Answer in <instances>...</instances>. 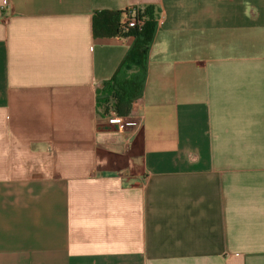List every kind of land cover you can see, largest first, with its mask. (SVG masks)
I'll return each instance as SVG.
<instances>
[{
    "label": "crops",
    "instance_id": "1",
    "mask_svg": "<svg viewBox=\"0 0 264 264\" xmlns=\"http://www.w3.org/2000/svg\"><path fill=\"white\" fill-rule=\"evenodd\" d=\"M147 6L120 129L93 16ZM0 264H264V0H0Z\"/></svg>",
    "mask_w": 264,
    "mask_h": 264
},
{
    "label": "trees",
    "instance_id": "2",
    "mask_svg": "<svg viewBox=\"0 0 264 264\" xmlns=\"http://www.w3.org/2000/svg\"><path fill=\"white\" fill-rule=\"evenodd\" d=\"M127 10L123 12L97 11L93 16L94 37L133 38V43L115 75L110 80L104 81L98 89L99 109L113 102L118 115L122 117L129 116L132 112V105L142 98L149 52L157 30L160 12L154 6L139 9L141 16L145 18L144 25L129 27L122 21L127 15Z\"/></svg>",
    "mask_w": 264,
    "mask_h": 264
},
{
    "label": "built area",
    "instance_id": "3",
    "mask_svg": "<svg viewBox=\"0 0 264 264\" xmlns=\"http://www.w3.org/2000/svg\"><path fill=\"white\" fill-rule=\"evenodd\" d=\"M124 23L129 27H142L145 23V18L141 16L139 9L127 10V15L125 16ZM110 123L118 124L120 129H125L128 126H136L138 123L128 116L120 117L114 112H110L107 116Z\"/></svg>",
    "mask_w": 264,
    "mask_h": 264
},
{
    "label": "rangeland",
    "instance_id": "4",
    "mask_svg": "<svg viewBox=\"0 0 264 264\" xmlns=\"http://www.w3.org/2000/svg\"><path fill=\"white\" fill-rule=\"evenodd\" d=\"M132 110H133V107H132ZM137 108L135 107L134 108V111H136ZM106 111V112H105ZM110 112H114L118 115L117 111H116V107L114 105L113 102H111V104H108V106H103V107H100L99 109V114L100 116L103 118V117H106ZM136 115V114H135ZM119 116V115H118ZM121 117V116H120ZM136 121H138L137 119H134Z\"/></svg>",
    "mask_w": 264,
    "mask_h": 264
}]
</instances>
